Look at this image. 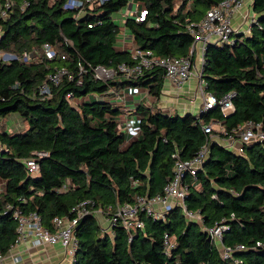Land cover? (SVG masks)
<instances>
[{"label": "trees", "instance_id": "1", "mask_svg": "<svg viewBox=\"0 0 264 264\" xmlns=\"http://www.w3.org/2000/svg\"><path fill=\"white\" fill-rule=\"evenodd\" d=\"M10 1L1 22L0 51L20 57L49 44L56 57L30 63L0 59V117L17 113L28 126L18 133L0 128V206L36 213L42 227L53 231V218L71 217V208L82 201L93 210L161 194L175 156L188 160L206 144L201 167L181 180L186 187L183 205L197 212L198 219H185L175 206L162 219L141 214V229L126 232L113 226L110 237L100 231L92 213L86 214L75 226L69 264H264V138L246 144L242 154L217 141L234 136L245 121L264 128V0H251L255 21L247 33L235 34L232 44L208 43L203 53V92L216 99L232 93L233 112L224 117L214 106L197 114H165L142 101L130 111L139 134L122 149L128 139L118 128L124 109L95 96L131 86L157 99L164 70L154 66L129 77L117 70L118 64L132 60L129 50L115 47L120 33L115 15L130 2L143 7L142 21L126 17L122 24L134 49L157 58L178 57L193 40L187 26L221 0H104L85 4L81 13L63 8L68 0ZM96 66L110 69L112 77L96 79ZM61 67L66 75L48 84L49 95H40L47 75ZM80 97L87 98L71 102ZM213 121L218 128L203 133L202 125ZM34 151L47 153L38 159V174L23 162ZM221 220L227 229L220 243L245 247L224 259L220 244L204 231ZM16 227L10 214L0 215V254L15 244ZM164 234L174 242L167 254Z\"/></svg>", "mask_w": 264, "mask_h": 264}, {"label": "built area", "instance_id": "2", "mask_svg": "<svg viewBox=\"0 0 264 264\" xmlns=\"http://www.w3.org/2000/svg\"><path fill=\"white\" fill-rule=\"evenodd\" d=\"M103 1L104 0H77L72 2L68 0L64 3L63 8L76 9L81 13L85 4H91L93 2L102 3ZM243 2L244 0H221L216 5L208 8L198 22L190 23L187 26V30L192 35L193 40L185 55L157 58L149 51H138L134 48H130L131 64L120 63L117 65V70L122 73L124 77H129L131 74H139L145 69L156 66L164 70L163 82H167L168 85L174 89H179L190 77H194L196 80L195 93L201 101L199 112L218 106L220 113L224 117L229 116L234 110L231 103L233 94L226 93L219 99H216L214 96L203 92L201 67L203 64V53L208 43H214L218 46L232 44L235 40V34L248 32L250 25L255 21L254 15L248 10L241 14L240 21L241 25H243L242 30L231 25L233 15L240 11ZM11 5L12 3L10 0H4L0 5V32L1 22L7 17ZM27 5L28 3L25 2L22 7ZM125 10L126 12L122 14L120 20L122 24L126 17H133L137 22L142 21L146 13L143 7L138 6L131 9L130 5ZM122 29L124 31V28ZM43 57L51 60L56 57L55 51L49 44H43L31 51H24L20 57L5 52V54L1 55L0 59L4 61L19 59L24 63H30ZM92 72L93 76L101 81L111 78L113 74L110 69H104L100 66L93 67ZM63 75H66V70L63 67L56 68L50 72L45 82L39 86V94L42 96L49 95L50 90L48 84L50 82L56 84ZM140 93L141 90L139 88L131 86L119 91L109 88L101 96H95V98H104L108 102L123 109L127 106V102L131 101L128 106L131 111V109L141 102L140 98L134 99V97L140 95ZM65 96L70 97V94H66ZM86 98L87 97H80L78 99L71 98V102L73 104H78L83 102ZM136 119V116L131 115L119 118L118 128L128 136V139L124 140L120 145V149L125 147L130 139L135 138L139 134V130L135 124ZM201 128L203 133L209 134L212 130V125L211 123L204 124ZM263 138L264 128H262L260 124L245 121L234 129V136L229 135L217 141L220 145L228 148L234 153L242 154L243 147L246 144L260 141ZM206 153L207 146L204 144L200 147L195 156L188 160H180L173 155L176 158L172 169L173 174L163 185L161 194L153 197L137 196L132 203L115 204L114 206H108L104 209L95 208L93 210L86 208L88 201H82L71 208V217L56 216L53 218V231H49L42 227L40 218L36 213L24 215L19 209L13 208L10 204L0 206V215L10 214L13 219L17 221V238L15 244L26 239H29L35 246L57 244L63 249L65 256L69 260V264L76 247V240L74 238L75 226L78 220L86 214L92 213L98 221L100 231L110 237L112 236L113 226L118 225L126 232L134 229H141L143 226L140 217L141 214L149 215L154 219H162L167 211L175 206L180 207L185 219H198L197 212L188 211L183 205L186 187L182 184L181 180L185 174L194 176L195 172L201 167ZM44 156H47L45 151H34L32 156L24 159L23 162L30 173H39L40 166L38 159ZM134 184H136V182L131 180V185ZM66 185H69V183ZM226 229L227 225L222 220L211 227L204 228L208 238L220 244V255L223 259L228 258L232 251L245 249L243 245H236L230 248L224 247L220 243L222 233ZM173 244V239L167 236V234H164V253H169ZM255 246L261 247L258 242ZM6 254H0V261L5 258ZM234 262L236 261L234 260Z\"/></svg>", "mask_w": 264, "mask_h": 264}, {"label": "crops", "instance_id": "3", "mask_svg": "<svg viewBox=\"0 0 264 264\" xmlns=\"http://www.w3.org/2000/svg\"><path fill=\"white\" fill-rule=\"evenodd\" d=\"M250 3L251 0H244L243 2L244 5H249V8ZM136 6V3H134V5H131V9L136 8ZM249 8L247 9L248 11ZM243 9H246V7ZM239 12H241V9ZM239 12L238 14H235L240 16ZM121 17V13H118L115 16V18L118 19L117 24L120 28L122 27V23L120 22ZM240 19L241 16L239 19H236L237 22H234L232 25L235 28L242 30L243 25H241ZM130 43L131 37L129 33L126 29L123 31L121 28L116 45H118L121 50H130L132 46H127ZM193 87H196V80L194 77H190L179 89H174L170 87L167 82H163L160 95L157 99L152 98L146 94V91L140 88V95L135 96L134 99L140 98L141 102L143 101L149 105L154 104L162 113H175L178 115H184L185 113L197 114L201 106V101L197 97L195 90L194 93L191 91ZM183 95H186L189 98H187L186 101H183ZM130 103L131 101L127 102V106L124 108V113L120 117L129 115L130 110L128 106ZM211 125L214 129L218 128L217 123L214 121L211 122ZM0 128L6 130L2 124H0ZM68 261L69 260L65 256L63 249L59 245L46 244L35 246L29 239H26L13 245L7 252L5 258L0 261V264H68Z\"/></svg>", "mask_w": 264, "mask_h": 264}, {"label": "rangeland", "instance_id": "4", "mask_svg": "<svg viewBox=\"0 0 264 264\" xmlns=\"http://www.w3.org/2000/svg\"><path fill=\"white\" fill-rule=\"evenodd\" d=\"M130 5H134V2H130V3H128L127 5H126V7H124L119 13H121V14H123V13H125L126 12V10L125 9H127ZM243 8L244 7H246V9H243V8H241V12H239V15L241 16V14L242 13H244V11H246L248 8H249V5H244L243 4V6H242ZM249 12L251 13V11H250V8H249ZM238 14V13H237ZM237 14H234L233 15V18H232V20H231V25L235 22H237L236 21V19H239L240 18V16H237ZM116 16V15H115ZM114 21H115V23L117 24L118 23V19L117 18H115L114 17ZM118 25V24H117ZM128 47H131L132 46V48H134L133 47V45H132V43H130V44H128L127 45ZM115 47L118 49L119 48V46L118 45H115ZM120 49V48H119ZM5 52L6 51H4V50H2V51H0V57H1V55L2 54H5ZM264 57V56H263ZM196 89V87L194 88H192V92L194 93V90ZM193 93H192V95H193ZM192 97V96H191ZM187 98H189V97H187L186 95H183L182 96V99H183V101H186V99ZM129 115H130V113H129ZM131 116H134L133 114H131ZM134 121H135V119H134ZM0 124H2V126L3 127H5V131L6 132H8V133H18V132H24L27 128H28V126H27V124H25L23 121H22V119H21V117L19 116V114H17V113H10V114H8L7 116H5V117H0ZM3 182L0 180V190H2L3 189Z\"/></svg>", "mask_w": 264, "mask_h": 264}]
</instances>
